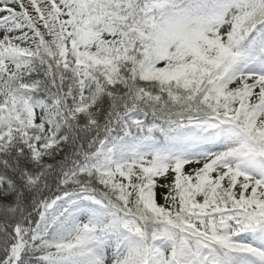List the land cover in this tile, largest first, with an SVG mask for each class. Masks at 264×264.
<instances>
[{
  "label": "snow or ice",
  "instance_id": "snow-or-ice-1",
  "mask_svg": "<svg viewBox=\"0 0 264 264\" xmlns=\"http://www.w3.org/2000/svg\"><path fill=\"white\" fill-rule=\"evenodd\" d=\"M0 264H264V0H0Z\"/></svg>",
  "mask_w": 264,
  "mask_h": 264
}]
</instances>
